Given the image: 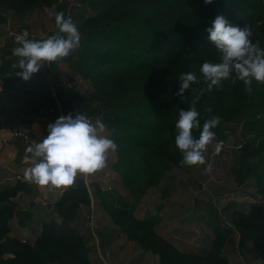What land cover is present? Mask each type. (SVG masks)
Instances as JSON below:
<instances>
[{
	"label": "trees",
	"instance_id": "obj_1",
	"mask_svg": "<svg viewBox=\"0 0 264 264\" xmlns=\"http://www.w3.org/2000/svg\"><path fill=\"white\" fill-rule=\"evenodd\" d=\"M55 2L26 0L22 7L51 6ZM79 2H85L88 10L77 16L75 24L81 40L68 56L42 61L40 69L24 80L17 75L21 69L13 67L20 58L13 55V49H2L10 54L11 62L10 66L9 60L0 64V104L4 105L3 95L12 90L50 99L47 76H53L54 95L59 99L61 114L80 111L93 121L101 119L118 145L112 167L121 174L122 185L146 189L156 183L167 166H179L183 162L182 152L175 145V122L179 110L190 107L192 98L199 95L196 107L201 126L206 119L219 116L220 122L213 131L223 139L227 137L221 130L224 121L233 114L247 117L246 138L238 147L233 177L237 185L253 181L257 192L264 197V164H261L264 139L258 140V132H253L259 117L257 112H264V83L253 80L252 91L248 92L243 81L233 74L222 81V86L209 89L208 81L199 70L204 61L221 59V52L207 40L206 32L219 14L232 24L250 27L253 42L259 40L264 47V0ZM57 30L55 25L46 37L39 39ZM61 62L87 81L88 91L81 92L74 84L66 89L57 83ZM188 71L197 75V81L178 94L179 76ZM252 132L255 136L250 137ZM193 135L198 137L199 129H193ZM91 185L92 191L79 176L72 185L66 186L53 202L58 218L42 221L39 234L33 240L10 235L11 221L24 227L32 218V212L18 207L14 199L20 191H31V181L19 179L1 188L0 264H96L90 259L93 247L87 241L92 240V232L87 228V237L81 230V223L97 214L94 198L102 202L125 238L157 255L160 264H230L224 247L233 230L226 225L213 223L212 237L205 251L183 250L157 231L156 226L162 219L159 212L139 218L127 205L106 204L105 195L112 191L111 186L105 188L98 182ZM82 206L87 207L84 215ZM239 215L238 247L242 249L251 241L264 253V205H254L249 213L240 211ZM98 223L99 219L95 220L94 230ZM101 249L108 259L111 250L102 246Z\"/></svg>",
	"mask_w": 264,
	"mask_h": 264
},
{
	"label": "rangeland",
	"instance_id": "obj_2",
	"mask_svg": "<svg viewBox=\"0 0 264 264\" xmlns=\"http://www.w3.org/2000/svg\"><path fill=\"white\" fill-rule=\"evenodd\" d=\"M25 1L0 0V10L4 7L8 8L9 5L13 9L15 8L14 11H10V23L4 28H0V64L9 60L10 66L11 62L10 54H5L2 51L3 48L12 50L19 46L8 35L9 29L18 30L20 27L26 26L32 34V38L39 39L46 37L48 32L54 29L57 12H63L65 17H71L72 21L76 23L78 14L88 10V5L85 2H79V0L78 3L76 1L71 3L69 0H57L51 6L33 4L31 7L23 8L22 5L26 4ZM59 6L61 8H58ZM3 34L6 37H2ZM56 71L53 70V72ZM58 71L60 73L57 83L60 86H65L67 89L68 86L74 84L81 92L89 90L87 81L76 75L67 63L61 62ZM8 73L11 74V71ZM47 78L50 81V85H46L47 89L48 87L51 89L48 91L51 95L50 99L40 98L37 95L28 96L14 90L3 95L4 105L0 104V189L14 184L19 180L18 176H22V178L25 176V173L21 171L14 176H9L13 171H10V166H20L15 164V160H21L20 162L23 163L21 166H31L29 161L31 154L25 151L19 140L13 139L11 133L16 129H23L33 136L40 137L48 133L47 125L62 115L59 99L54 95V86L52 85L54 78L51 75H48ZM257 113H259V117H257L253 132L255 134L258 132L257 139L261 140L264 139V112L259 111ZM246 121L247 117L244 114H233L222 124V133H226L227 137L223 139L216 134L207 145L204 152L206 158L204 164L187 165L182 162L179 166H167L156 183L146 189H142L140 186L129 189L122 185L121 174L112 167L116 160V155L112 151L108 153L104 168L91 174L78 173L76 177H83L91 191L93 190L91 185L93 182H98L105 188L111 186L112 191L105 195L107 205H127L139 218L146 213L159 212L170 223V227L159 224L156 226L157 231L159 234L165 235L167 240L180 249L195 252L205 251L212 237L213 223L217 222L233 230L227 237L224 247V253L230 264H264V253L256 248L253 242L248 241L242 249L238 247L239 237L236 230L239 224L240 211L249 213L254 205H264V197L257 192V187L253 181L237 185L233 177L238 157V144L244 142L246 138ZM253 132L250 137L255 136ZM103 134L110 136V132L107 130H104ZM218 142H222L219 152L216 151ZM15 150L18 152L16 156L11 154V151ZM261 164H264V157L261 159ZM209 173L211 174L207 177ZM203 181L207 186L206 190L200 189V184ZM46 189L44 185L35 184L32 192L20 191L14 198L18 207L32 212V218L26 223L25 228H19L14 221L12 225L14 226L13 234H23L20 236L24 239L33 240L39 234L41 221L58 218L53 206L54 201H50L45 196ZM94 200H96L94 206L97 214L91 215V221L81 223V230L86 233V236L87 228H90L92 232V240L87 239L89 245L93 247L90 251L91 261L96 264H139L140 262L137 261L134 253L138 245H132L131 241L129 253L124 254L116 248V244L125 240V237L121 235L119 228L113 224L102 202L98 198H94ZM86 208V206L81 208L83 215ZM97 219H99L97 229L92 230V222ZM124 245L125 242H122L119 246ZM101 246L111 250V261L110 258L109 260L101 259L99 256L103 252ZM132 246L134 249H131ZM93 251L96 252L97 256H94ZM152 264L160 263L158 260Z\"/></svg>",
	"mask_w": 264,
	"mask_h": 264
},
{
	"label": "clouds",
	"instance_id": "obj_3",
	"mask_svg": "<svg viewBox=\"0 0 264 264\" xmlns=\"http://www.w3.org/2000/svg\"><path fill=\"white\" fill-rule=\"evenodd\" d=\"M205 2L210 3L211 0ZM55 23L58 30L44 39L15 35L19 46L14 47L12 53L20 59L13 67L21 69L17 75L24 80L40 69L41 61H56L79 46L81 33L71 17L57 12ZM206 32L207 40L221 52L219 62L204 61L199 69L208 81L209 89L222 86V81L233 74L243 81L248 92L252 91L253 80L264 83V47L259 40L253 42L250 27L232 24L226 16L219 14ZM179 77L178 94H183L197 81V75L191 71L183 72ZM199 99L196 95L190 107L181 108L175 122V145L187 165L205 163L204 152L216 135L213 129L220 122L219 116H213L201 126L196 107ZM47 128L48 133L42 140L26 148V152L31 154V166L26 169L25 178L38 185L70 186L78 173L91 174L104 168L108 153L118 148L110 136L103 134L106 124L101 119L93 121L80 111L59 116ZM193 129H199L198 137L193 135ZM221 145L222 142L216 144L217 152Z\"/></svg>",
	"mask_w": 264,
	"mask_h": 264
},
{
	"label": "crops",
	"instance_id": "obj_4",
	"mask_svg": "<svg viewBox=\"0 0 264 264\" xmlns=\"http://www.w3.org/2000/svg\"><path fill=\"white\" fill-rule=\"evenodd\" d=\"M1 1H4V0H1ZM9 3V2H8ZM0 7H1V5H0ZM15 9V8H14ZM14 9H13V7L11 6V5H9L8 6V8H6V7H4V8H1V10H0V28L2 29V28H4V27H6V25L8 24V23H10V18H9V14L12 12V11H14ZM8 11V13H6ZM11 11V12H10ZM11 16V15H10ZM26 27V26H25ZM28 28V27H27ZM6 37V35L5 34H3L2 35V37ZM58 117V116H57ZM13 139H15V138H13ZM16 140H18V139H16ZM20 144H21V146L25 149V151H26V148H25V146L20 142ZM11 154L12 155H14V156H16V155H18V152L15 150V151H11ZM15 159H17V158H15ZM21 160H15L14 162H15V164L17 165V164H19L20 166H10L9 167V169H10V171L11 170H13V171H11L12 173L9 175V176H14L16 173H19L20 171L22 172V173H25V171H26V169H28L30 166H21V164H23L22 162H20ZM19 177V179H25V180H27L26 178H25V176L22 178V176H18ZM36 183H34V182H31V191L30 192H32V190L34 189V185H35ZM13 185V184H12ZM36 185H38V184H36ZM39 186V185H38ZM47 189H46V191L47 192H45V196L46 197H48L49 198V200L51 201V200H53V201H55V199L57 198V196H58V194L66 187V186H62V187H56V186H52V185H44ZM26 193H29V192H27L26 191ZM50 197H53V198H50ZM48 200V201H49ZM161 215V214H160ZM162 216V215H161ZM174 216H175V214H174ZM171 217V216H170ZM169 219V218H168ZM98 220V219H97ZM44 221V220H43ZM13 222H14V220L13 221H11V232H10V235L12 236V235H15V234H13V231H14V226H12L13 225ZM15 223V222H14ZM41 223H42V221H41ZM41 223H40V229H41ZM16 224V223H15ZM159 224H162L164 227H166V226H168V227H170V223L169 222H167V219H165V217L163 216L162 217V219H161V223L159 222L158 223V225ZM17 225V224H16ZM157 225V226H158ZM18 226V225H17ZM19 227V226H18ZM26 226H24V228H25ZM19 228H22V227H19ZM173 229H175L174 228V226H173ZM40 231V230H39ZM108 234H109V232H107ZM18 235V234H17ZM20 235H23V234H19L18 236H20ZM121 235H123V234H121ZM161 235H163V234H161ZM124 236V235H123ZM164 237H166L165 235H163ZM180 236H182V233H180ZM21 237V236H20ZM125 237V236H124ZM175 237V236H174ZM176 237H178V236H176ZM23 238V237H22ZM125 240H123L122 242H125V245L124 246H119L121 243L119 242V244H116V248L117 249H119V250H121L122 252H123V254L124 253H129V248H130V243H131V241L130 240H127L126 238H124ZM133 244H136L135 242H133L132 241V245ZM138 248H137V250L136 251H134V253H135V258H137L138 260L137 261H139L140 263L139 264H152V262H154V261H157L158 262V257H157V255H155V254H153V253H151L150 251H145V250H143L142 248H140L139 246H137ZM131 249H134V247L132 246L131 247ZM94 253V256L96 255V252L95 251H93ZM97 256V255H96ZM111 254L108 256V260H109V258H110V261H111ZM151 261V262H150ZM131 262V261H130ZM143 262V263H142ZM132 264H134V263H132Z\"/></svg>",
	"mask_w": 264,
	"mask_h": 264
},
{
	"label": "built area",
	"instance_id": "obj_5",
	"mask_svg": "<svg viewBox=\"0 0 264 264\" xmlns=\"http://www.w3.org/2000/svg\"><path fill=\"white\" fill-rule=\"evenodd\" d=\"M76 0H69V2H74ZM77 2V1H76ZM78 3V2H77ZM21 34L23 35L26 39H33L32 34L29 32V29L25 26L20 27L18 30H8V35L11 36L15 40V35ZM18 43L17 41H15ZM46 134H43L40 137H35L32 134H30L28 131L23 130V129H16L14 132L11 133V136L15 139H18L24 146L27 148L29 145H34L35 143L39 142L42 140ZM240 146V143L238 144V147ZM30 154V153H29ZM207 186L205 185V182H201L200 184V189L206 190ZM92 220V217H91ZM90 220V221H91ZM93 224L91 225V229L94 230L96 228L95 222H92ZM101 259H106V256L104 257L102 254H99Z\"/></svg>",
	"mask_w": 264,
	"mask_h": 264
}]
</instances>
